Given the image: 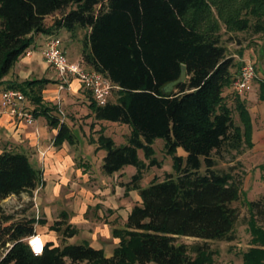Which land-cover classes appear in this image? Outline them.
Masks as SVG:
<instances>
[{"label": "trees", "instance_id": "obj_1", "mask_svg": "<svg viewBox=\"0 0 264 264\" xmlns=\"http://www.w3.org/2000/svg\"><path fill=\"white\" fill-rule=\"evenodd\" d=\"M239 1L0 0V87L19 89L32 101L35 118L44 116L58 129L56 145L74 144L76 138L54 108L43 103L42 90L50 80L6 84L4 78L32 47L35 34L86 31L83 64L108 78L118 94L105 105L91 96L90 113L96 120L132 129L126 144L119 146L104 129L100 131L96 143L106 151L102 168L113 175L126 166L136 167L125 187L138 191L141 198L125 228L113 230L119 245L111 257L86 242L62 246L47 242L43 253L35 255L27 239L36 234L38 221H12V216L3 215L0 264H202L203 247L193 248L197 253L193 259L190 247L177 243L178 236L232 239L238 219L232 204L239 199L240 188L229 172L218 169L219 157L224 151L239 152L244 145L252 148L253 125L239 95L235 109L240 125L225 103L224 90L234 81V60L227 57L216 15L231 28L246 29L248 23L240 20L239 13L249 9L264 24V0H245L240 10ZM56 14L59 17L48 24L47 18ZM260 85L264 100V81ZM159 138L173 155L175 174L142 187L146 168L139 151L149 165L156 166L153 143ZM179 148L186 152L185 159L176 155ZM40 180L26 154L1 153L0 214L6 199L32 195ZM251 206L255 209L258 203ZM51 230L64 240L77 234L65 212ZM263 260L264 251L253 250L246 264H263Z\"/></svg>", "mask_w": 264, "mask_h": 264}, {"label": "crops", "instance_id": "obj_2", "mask_svg": "<svg viewBox=\"0 0 264 264\" xmlns=\"http://www.w3.org/2000/svg\"><path fill=\"white\" fill-rule=\"evenodd\" d=\"M76 31L60 29L54 35L60 33L64 35V40L67 42L66 45L63 43L64 49L66 53L71 51L74 55L69 62L71 65L88 67L82 62V50L80 51L79 48L73 50L71 42L76 37ZM48 36L50 35L42 33L33 36L30 55H23L18 59L4 78V82L7 84L38 79L50 80L42 90L43 103L54 108L53 113L72 130L79 119L77 115L79 104L85 103L83 105L85 110L89 111L88 115L91 114L90 97L88 101L84 94L89 92L77 79L71 78L62 90L64 94H61L62 81L57 72L47 64L43 55V47ZM37 73L41 76H35ZM55 86L60 94L59 98H56L55 89L52 88ZM4 89L5 86H1L0 92ZM258 89L259 94L258 90L253 88V92L240 96L252 119V147H255V140H264V100L260 97L261 85ZM28 104L32 110L35 109L30 100ZM58 106L60 109H65L70 116L65 115L61 118L55 112ZM93 117L89 119H94ZM259 121L262 126L257 124ZM57 134L58 129L51 127L44 116L37 117L33 124H27L5 112L0 103V154L4 151L26 154L32 166L40 172L39 183H42L47 195L42 199L45 205L43 220L35 218L38 221L36 225L38 223L44 225L43 230L36 229V233L42 236L45 243L53 242L57 245L58 233L51 230V226L54 221L59 220L58 215L65 212L68 215V223L77 229V234L71 238L72 242L69 244L80 240L81 243L86 242L96 249H102L106 257H111L119 245V239L114 237L113 230L118 228L117 224L124 226L119 229L125 228L129 213L135 205L141 203V198L139 196L135 200H129L127 195L130 191L125 187L128 180H124L123 186L118 184L123 181L122 177H118L124 173V169L113 175L104 173L102 166L106 151L98 149L97 140H76L74 144L64 141L61 145H56ZM76 159L79 160V165H76ZM71 179L73 184L70 183V187L66 188ZM54 193L59 196L52 195ZM61 194L63 195L60 196ZM54 206L55 210L52 211ZM94 210L100 213L94 214L92 212ZM102 210L110 211L107 212V218L104 220L101 219L104 217ZM54 215L57 217H53Z\"/></svg>", "mask_w": 264, "mask_h": 264}, {"label": "rangeland", "instance_id": "obj_3", "mask_svg": "<svg viewBox=\"0 0 264 264\" xmlns=\"http://www.w3.org/2000/svg\"><path fill=\"white\" fill-rule=\"evenodd\" d=\"M245 0H240L238 2V9L244 4ZM239 18L241 21H247L248 28L237 29L231 28L222 21L220 16L216 15V19L220 24V35L222 39V44L226 48L227 57L234 60V67L232 69L233 79L239 75L240 69L247 63L251 62L254 64L255 70L257 72V78L254 83L255 90H258L260 84L264 80V30H262L263 22L255 15H252L249 9H242L239 13ZM59 17V14L50 16L47 18V23L51 24L54 18ZM262 28V29H261ZM75 33L76 37L72 40L71 44L73 50H82V40L86 34L85 30H77ZM62 39L64 45H66V40H64V35L62 33L57 35ZM68 53V54H67ZM67 57L69 62L72 61L74 56L71 51H68ZM86 69H91L90 67H82ZM35 76H41L37 73ZM233 84L224 90L225 103L232 110V115L234 121L237 125H240V120L238 113L235 109V99L236 96H245L253 92H245L240 94L234 88ZM55 89V96L59 98L60 95L57 91V86L52 87ZM61 94L64 92L61 90ZM91 98V93H84ZM118 97L117 89H113L108 100L115 101ZM30 100V99H29ZM31 104L35 106L32 101ZM85 103L79 104L77 108V115L79 116L74 128L72 129L76 140H98L100 137V131L105 130V135L111 137L117 145L126 144L128 136L131 134V127L127 124L106 121V120H96L89 119L92 115H88L84 105ZM62 111V112H61ZM64 111V113H63ZM61 118L70 116L66 110L60 109V106L55 110ZM74 116V113H72ZM76 119V117H74ZM259 126H262L261 121L257 122ZM261 124V125H260ZM255 147L248 148L246 145L242 149L237 151H224L219 157L218 169L229 172L235 179V182L240 188L239 199L233 202L232 206L238 212V219L236 221L233 237L231 240H209L203 241L198 238L178 236L177 243L187 244L190 247V255L192 258L197 257V253L193 248L197 246L203 247V253L199 256V260L202 264H246L247 255L253 250L264 251V140H255ZM153 148L155 151L154 157L156 158L158 164L156 166L149 165V160L144 157L143 150L139 151V157L145 164V170L143 172V177L141 180L142 187H148L151 182L157 178L158 181H162L167 174H175L174 172V160L173 155L169 154L165 149V141L163 139H156L153 143ZM178 156H182L184 159L187 154L182 149L179 148L177 151ZM76 165H79V160H75ZM124 173L118 178L122 177L123 181L118 182V184H125L124 180L128 182L131 180L133 175L137 172V168L134 166H126L123 168ZM204 169L202 170V172ZM70 183L73 184L72 179L66 185V188ZM50 195V194H48ZM58 197V194H52ZM61 194L60 196H62ZM47 195L45 194L42 183H39L37 188L33 191L32 195L27 193L22 194L19 197L12 196L3 202L4 212L0 214V225L5 226V222L2 221V216H12V221H18L24 218H38L43 220L44 214V204L42 199ZM129 200H135L139 198L138 191H130L127 195ZM62 200V199H61ZM252 202L258 203V206L253 209L251 206ZM136 204V203H135ZM55 210V206L52 211ZM94 214H99L100 211H92ZM106 210H102L104 215L102 220L107 218ZM53 217H57L54 215ZM61 219V215L57 217ZM57 221V220H56ZM55 222V221H54ZM53 222V223H54ZM41 224L35 225L37 230H43ZM118 228L124 227L117 224ZM71 238L66 240L63 236L58 233V238L56 240L57 246H62L64 244H69ZM75 245L81 244L80 240L73 242ZM69 263V262H68ZM154 264V263H149ZM264 264V260H263Z\"/></svg>", "mask_w": 264, "mask_h": 264}, {"label": "built area", "instance_id": "obj_4", "mask_svg": "<svg viewBox=\"0 0 264 264\" xmlns=\"http://www.w3.org/2000/svg\"><path fill=\"white\" fill-rule=\"evenodd\" d=\"M24 55L29 56L30 50H27ZM43 55L47 64L57 72V75L62 81L61 90L65 88L71 78H75L85 90L92 94L93 99L98 105H105L108 102L111 91L117 88L103 74L92 69L71 65L64 49L63 41L57 35L47 37L43 47ZM256 78L257 72L254 64L247 62L240 69L239 75L234 81V88L240 94L249 92L254 88ZM28 101L26 95L19 89H7L0 92V103L5 112L23 120L27 124H33L36 118ZM36 239L42 245L40 254H36L35 252L36 244L33 241ZM27 241L35 255H41L43 253L46 243L40 234L36 233L31 235Z\"/></svg>", "mask_w": 264, "mask_h": 264}, {"label": "clouds", "instance_id": "obj_5", "mask_svg": "<svg viewBox=\"0 0 264 264\" xmlns=\"http://www.w3.org/2000/svg\"><path fill=\"white\" fill-rule=\"evenodd\" d=\"M34 244H36V248H35V252L36 254H40L41 250H42V245L40 243V241L38 239L33 241Z\"/></svg>", "mask_w": 264, "mask_h": 264}]
</instances>
